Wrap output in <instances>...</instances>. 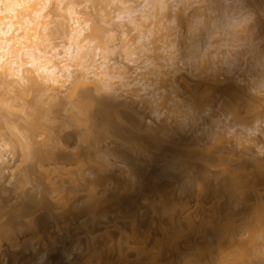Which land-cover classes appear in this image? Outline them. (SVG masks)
Masks as SVG:
<instances>
[{
	"label": "bare ground",
	"instance_id": "1",
	"mask_svg": "<svg viewBox=\"0 0 264 264\" xmlns=\"http://www.w3.org/2000/svg\"><path fill=\"white\" fill-rule=\"evenodd\" d=\"M63 2L56 0L58 8H62ZM49 4L50 0H0V84L8 89L16 87L19 97L30 90L39 93L38 98L30 102L34 111L24 129L26 134L20 136L24 139L15 135V142L23 151L24 161L37 163L47 177L60 176L62 186L66 183L74 185L69 194L64 195L68 201L78 196V192H86L81 205H78L81 198L69 203L79 217L102 225L103 220L109 219L110 207L100 194L108 191L114 183L117 184V192L124 187L114 175L87 180V172H105L110 166L120 167L121 172H126L128 168L124 160L105 158L111 149L102 151L100 147L106 135L123 131L114 120L118 108L115 99H123L124 106L135 105L149 111L155 120L148 125L151 130L178 147L188 149L187 153L173 150L170 159L176 161L168 163L165 170L180 167L185 171L188 167L186 159L193 157L192 147L217 149L220 154H237L246 159L254 158V155L264 156V117L248 121L232 109L224 110L218 98L219 94L246 98L248 105L254 108L264 104L262 27L256 14L244 6L242 0H112L117 7V15L111 18L102 9L105 13L102 15L105 27L102 28L91 26L89 20L83 21L70 3L67 5L72 24L69 30L62 24H58L56 30L51 29L46 21L48 16L44 14ZM217 4L222 7V13L209 22ZM240 11L251 16V25L243 30L229 28L228 17ZM181 24L187 29V37L179 36L177 28ZM210 25L213 30L209 29ZM52 32L64 35L66 44L55 45L50 39ZM117 33L120 39L115 38ZM116 54L125 62L116 60ZM183 68L189 74L195 73L203 89L187 101L182 99L177 86V81L183 79ZM84 88H91L95 93L108 92L113 102H102L100 109L92 110L94 99L90 93H83L79 98ZM43 95H48L49 107H44ZM62 111L66 113V119H63L61 127L75 122L82 129L63 138L64 145L72 147V150L58 146L60 140L55 129V134L49 138L52 144L36 147L34 139L44 126L43 122L47 121L48 114L59 115ZM13 130L14 127L11 128L12 133ZM188 132L191 134L189 137L183 136ZM8 146L6 142L0 145L2 163L5 161L1 150ZM160 146L161 140L147 141L145 147L138 146L136 151L143 153ZM95 157L104 159V162L98 169H86L85 165ZM113 157L117 159L115 154ZM31 172L25 175V179ZM145 174L143 168L133 171L128 182L136 180L142 183ZM152 191H159L155 182L152 183ZM158 198L162 212L174 225L185 219L194 227L195 219L202 218L205 212L210 213L207 220L212 223L223 219L235 223L240 220L235 219L237 216L248 218L254 213V217L259 209L263 210V215L256 221L264 223V197H259L256 205H242V208L227 202L217 203L209 210L203 207L186 217L184 208L175 213L174 201L165 196ZM118 201L120 204L129 203L121 197ZM258 224H248L245 231H227L226 238L232 243L248 233L255 234L257 229L260 230ZM176 238L174 232L165 230L163 242L158 245L175 247ZM17 247L19 245L13 246ZM206 250L211 252L209 243ZM77 251L79 248L76 247L62 249L67 259ZM139 252L151 264L157 263L145 248ZM49 253L38 252L33 260L27 262L21 258V253H14L12 262L48 264ZM218 253V264H226L227 260L233 264H245L242 252L224 254L222 245H218ZM119 255L122 256V251ZM1 264H6L5 258ZM79 264L90 263L80 261Z\"/></svg>",
	"mask_w": 264,
	"mask_h": 264
},
{
	"label": "rangeland",
	"instance_id": "2",
	"mask_svg": "<svg viewBox=\"0 0 264 264\" xmlns=\"http://www.w3.org/2000/svg\"><path fill=\"white\" fill-rule=\"evenodd\" d=\"M242 1L259 20L262 27L261 45L264 47V0ZM70 3L83 21L89 20L91 26L100 28L105 27L102 22V15L105 13L102 9L106 10L111 18H115L118 11L112 0H64L61 9L58 8L56 0H50L44 14L48 16L46 21L52 30H56L58 24H62L66 30L71 28L67 10ZM214 7L216 11L210 16L209 22L222 13L220 4ZM213 28L209 26L210 30ZM177 30L180 32V38L188 36L184 25H179ZM134 35L132 33V36ZM115 38L120 39V34L117 33ZM50 39L59 46L67 42V38L58 32H52ZM181 42L183 43L182 40ZM116 60L125 62L118 54ZM182 75L183 79L177 81L178 92L182 99L187 101L193 98L195 92L203 89L195 73L189 74L186 68H183ZM18 93L16 87L8 89L0 84V145L5 142L9 144L1 150L5 163L0 161V264L4 258L6 264H13L14 253H21V258L27 262L42 251L50 252L48 264H79L80 261L90 264H151L139 252L141 248L152 253L157 260L155 264H218V245H222L224 254L244 253L245 264H264V223L258 224L256 221L258 216L263 215L262 209L255 211L254 217V213L248 218L237 216L235 219L240 220L235 223L230 219L212 223L207 220L210 213L205 212L202 218L195 219L196 224L191 227L185 219L180 220L179 224H171L167 214L162 212L158 198L165 196L174 201L175 213L184 208V217L189 213L195 214L203 207L209 210L217 203L227 202L238 208H242V205H256L258 198L264 197V156L254 155V158L246 159L237 154H220L217 149L192 147L193 157L186 159L188 167L185 171L180 167L165 170L168 163L176 161L170 159L173 150L187 153L188 149L178 147L166 137L151 130L148 125L155 120L149 111L135 105L124 106L123 99H115L118 108L114 120L123 131L106 135L100 147L102 151H106L105 148L111 149L105 158L109 156L111 161L124 160L128 168L125 169L126 172H121L120 167L111 166L105 172H87V180L114 175L124 184L118 192L115 190L117 184L114 183L108 191L100 194L101 198L107 199L110 213L109 219L98 225L87 218L79 217L73 207L69 206L73 200L80 198L78 205H81L85 191L78 192V196L75 195L72 201H68L64 195L69 194L74 185L66 183L62 186L60 176L47 177L44 169L37 163L24 161L23 151L16 144L15 135L20 137L21 134H26L24 129L34 111L30 102L35 101L39 93L30 90L22 97H19ZM83 93L92 95V110L100 109L99 104L102 102H113L108 92L95 93L91 88H84L80 91L79 98ZM218 98L221 99V107L224 110L232 109L248 121L259 116L264 117L263 103L259 108H254L248 105L246 98L223 94H219ZM62 100L65 102L63 98ZM42 101L44 107H49L48 95H43ZM65 115L64 111L59 115L48 114L47 121H42L44 126L38 130L39 135L34 139L36 147L52 144L49 138L53 137L55 129L58 130L60 145L57 141L55 143L60 148L62 146V149L72 150V147L67 148L64 145L63 138L82 129L75 122L61 127ZM13 127L14 133L11 131ZM190 135L189 132L183 134L187 137ZM154 140H161V146L150 148L143 153L136 151L138 146L145 147L147 141ZM236 152L239 153L238 150ZM103 162L104 159L95 157L85 168L98 169ZM141 168L146 171L142 176V183L136 180L128 182L132 172ZM29 171L33 173L25 179ZM153 182L159 186V191H152ZM118 197L129 200V203L120 204ZM119 206L121 209H118ZM248 224H258L260 230L257 229L255 234L252 232L242 238L238 237L232 243L227 240V231H245ZM165 230L177 235L175 247L158 245L163 242ZM208 243L211 245V252L206 250ZM14 245L19 247L13 248ZM73 247L79 248V251L67 259L62 249ZM120 251L122 256L119 255ZM226 264L233 263L227 260Z\"/></svg>",
	"mask_w": 264,
	"mask_h": 264
},
{
	"label": "clouds",
	"instance_id": "3",
	"mask_svg": "<svg viewBox=\"0 0 264 264\" xmlns=\"http://www.w3.org/2000/svg\"><path fill=\"white\" fill-rule=\"evenodd\" d=\"M227 23L229 28L243 30L251 25L252 18L245 12L240 11L229 16Z\"/></svg>",
	"mask_w": 264,
	"mask_h": 264
}]
</instances>
